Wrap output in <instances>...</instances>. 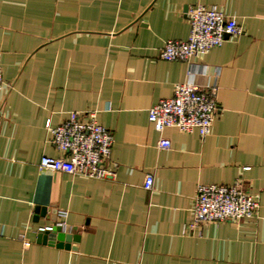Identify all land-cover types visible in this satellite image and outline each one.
<instances>
[{
	"label": "crops",
	"instance_id": "1",
	"mask_svg": "<svg viewBox=\"0 0 264 264\" xmlns=\"http://www.w3.org/2000/svg\"><path fill=\"white\" fill-rule=\"evenodd\" d=\"M193 5L242 35L189 63L159 59L187 39ZM0 65V264H264V0H0ZM216 72L206 137L153 129L150 107ZM86 111L113 135L112 176L40 171L42 157L64 156L45 121ZM236 182L258 200L255 217L186 230L198 186ZM59 210L78 236L68 249L36 242Z\"/></svg>",
	"mask_w": 264,
	"mask_h": 264
},
{
	"label": "built area",
	"instance_id": "2",
	"mask_svg": "<svg viewBox=\"0 0 264 264\" xmlns=\"http://www.w3.org/2000/svg\"><path fill=\"white\" fill-rule=\"evenodd\" d=\"M190 30L186 40L164 43L159 59L167 62L189 63L193 57L204 55L221 46L226 38L242 35L241 28L233 17H228L215 6L193 5L186 11ZM218 73L213 74L214 82L204 87L191 82L174 86L173 96L159 101L147 112L148 122L157 133L165 129H176L182 133L196 131L201 138L210 131L215 116L220 111L216 101ZM3 80L0 65V90ZM45 129L51 136V144L64 156L42 157L38 164L40 171L60 172L86 179L104 180L112 176L106 168L113 146V135L96 122V112H72L59 125L52 127L48 120ZM157 147L170 148V142L161 138ZM244 170H247L245 168ZM153 176L146 175L143 188L152 190ZM194 217L186 230H194L202 224L239 222L255 217L259 208L258 200L240 182L230 185H200L194 199ZM57 221L48 227H41L38 233L51 232L58 228L65 233L67 212L59 210Z\"/></svg>",
	"mask_w": 264,
	"mask_h": 264
},
{
	"label": "water",
	"instance_id": "3",
	"mask_svg": "<svg viewBox=\"0 0 264 264\" xmlns=\"http://www.w3.org/2000/svg\"><path fill=\"white\" fill-rule=\"evenodd\" d=\"M37 211L38 209H36V212ZM41 213L44 214V209H41ZM55 241L58 242L56 243L58 247H63L65 249H68L69 243L71 241L74 242L78 241V236L62 233L58 228H55L51 232L45 231L43 233H39L36 237L37 243L52 244L55 243Z\"/></svg>",
	"mask_w": 264,
	"mask_h": 264
}]
</instances>
